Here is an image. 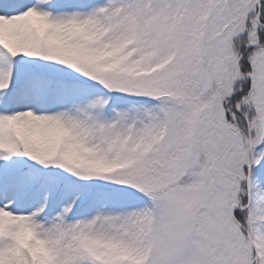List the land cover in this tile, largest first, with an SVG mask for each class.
Listing matches in <instances>:
<instances>
[{
	"label": "snow or ice",
	"instance_id": "snow-or-ice-1",
	"mask_svg": "<svg viewBox=\"0 0 264 264\" xmlns=\"http://www.w3.org/2000/svg\"><path fill=\"white\" fill-rule=\"evenodd\" d=\"M0 264H264V0H0Z\"/></svg>",
	"mask_w": 264,
	"mask_h": 264
}]
</instances>
